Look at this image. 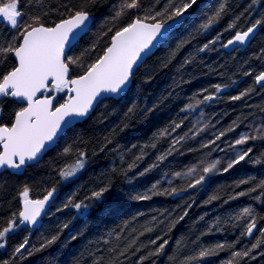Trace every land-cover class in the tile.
<instances>
[{
	"label": "trees",
	"instance_id": "16d2710c",
	"mask_svg": "<svg viewBox=\"0 0 264 264\" xmlns=\"http://www.w3.org/2000/svg\"><path fill=\"white\" fill-rule=\"evenodd\" d=\"M123 3L19 0L18 7L24 24L40 17L45 26L77 10L90 13L92 27L67 54L81 58L70 66L75 77L103 53L120 28L158 12L164 14L145 22L165 21L169 5L179 6L181 0H140L137 8L117 17ZM221 5L219 18L203 28ZM186 13L182 26L137 70L125 97L99 104L89 119L70 128L23 174L0 175V231L16 221L15 231L0 241L5 243L0 264H264V136L250 141L252 151L244 161L195 187L159 185L202 154L217 153L225 139L264 113V87L256 84L264 73V23L245 51L223 50L236 32L264 21V0H197ZM20 31L0 23V48L18 46L14 38ZM15 66L13 53L0 56V76ZM56 95L60 102L67 98L65 93ZM201 105L214 124L207 144L193 142L187 132L191 115ZM2 107L0 124L11 126L15 112L25 106L7 97ZM78 160L84 161L82 171L67 181L61 172ZM25 188L31 199H43L48 192L58 197L32 236L27 229L16 230ZM95 192L102 195L95 197ZM145 195L150 198H136ZM78 203L80 209L74 207ZM246 207L252 209L251 216L243 214ZM253 219L256 231L248 238L244 233ZM25 240L26 248L17 253ZM257 241L260 245L254 248ZM218 244L224 247L199 256ZM245 250L249 256H233Z\"/></svg>",
	"mask_w": 264,
	"mask_h": 264
},
{
	"label": "snow or ice",
	"instance_id": "6c2138e0",
	"mask_svg": "<svg viewBox=\"0 0 264 264\" xmlns=\"http://www.w3.org/2000/svg\"><path fill=\"white\" fill-rule=\"evenodd\" d=\"M139 2L140 0H124L121 10L116 14L117 17L123 15L125 9L137 8ZM196 3L197 0H181L179 6L173 7L170 4L169 7L172 10L168 12V8L165 9V12H168L165 21L145 22L147 19L155 21L157 16L164 14L160 12L143 19L140 17L135 18L127 26L114 33L111 37L110 46L87 66L82 75L73 77L71 76L72 69L70 66L78 64L81 58L67 55L65 50L77 36L88 30L90 13L84 10L74 11L70 13L68 18L53 26H45L40 17H33L32 23L24 24V13L18 7L19 0H8L6 3L0 0V18H3L11 28L21 29L19 36L14 38L19 39L18 46L9 45L0 48V56L13 53L18 61L15 67L0 76V113L4 111L2 107L4 98L12 97L18 102L27 103V107L15 112L11 126L0 124V146H2L0 147V168L20 169L27 161L35 160L45 147L46 142L52 141L61 126L69 122L67 118L87 116L102 93L121 92L130 83L134 67L143 59L142 54L146 55L150 52L155 46L154 42L159 43L161 40L166 39L165 32L167 29L165 25L167 21L182 18ZM223 11L224 5H221L219 11L210 17L208 23L202 27L208 28L219 18ZM261 23H264V21L257 20L246 31L236 32L234 38L228 40L225 47L237 42L244 43ZM233 26L230 25L229 27ZM204 47L207 48V45ZM256 82H264V73L256 77ZM217 90L219 91V86H217ZM58 93H65L67 99L60 102L56 95ZM240 98V96L233 97L237 100ZM205 99L211 100L213 97L207 96ZM222 135L224 133H220V136ZM220 136H217L216 139H219ZM255 138L244 135L237 139L235 144H245L248 140ZM251 151L252 149L248 148L240 152L227 164L223 171L226 172L234 165L244 161L250 156ZM160 159H164V157L162 156ZM219 163L220 161L216 160L207 164L202 168V172L204 174L213 172L217 169ZM83 166L84 161L78 160L74 166L62 171L61 175L65 177L72 176ZM196 171L197 168L194 166L185 174L192 175ZM175 175L180 176L181 173L177 172ZM204 179L205 175H199L195 183L190 184L189 187H195L197 184L202 183ZM261 186L264 187V185ZM106 190L104 189L102 192ZM172 191L175 192V189ZM252 191H255V189H252ZM102 192H95L93 196L100 197ZM244 194L240 193L239 195ZM21 195L24 200L23 211L19 213L22 218L21 223L29 222L34 225L53 193L48 192L42 200H32L29 199V191L25 188ZM136 198L148 199L150 197L145 195ZM81 206L79 203L74 205L76 209H80ZM83 207L87 209L88 205L84 204ZM243 214L251 216L252 209L244 208ZM15 226L16 221L13 220L8 227L0 231V241L6 242V235ZM255 228L256 221L253 219L247 225L244 235L252 236ZM260 234L264 236V229H260ZM56 239L57 237L54 236L48 243H53ZM27 244L28 241L25 240L15 251L20 253L22 249L26 248ZM259 245L260 241H257L253 247ZM4 246L5 243L0 242V248ZM163 247L164 245H160L159 251H162ZM223 247L224 245L218 244L215 249H204L199 253V256L212 255L216 249H222ZM249 254V251L245 250L234 252L233 256L247 257ZM229 264H232V262L229 261Z\"/></svg>",
	"mask_w": 264,
	"mask_h": 264
},
{
	"label": "rangeland",
	"instance_id": "374dc122",
	"mask_svg": "<svg viewBox=\"0 0 264 264\" xmlns=\"http://www.w3.org/2000/svg\"><path fill=\"white\" fill-rule=\"evenodd\" d=\"M193 102L198 105L202 104V101L198 98H194ZM213 126L214 124L212 117L209 116L207 109L201 105L198 109H196V111L191 115L189 119V124L187 127V132L189 133L188 138L193 142L198 141L200 142V144H207L208 138H210V136L215 133L213 131ZM244 135L256 137L255 139L264 136V113L255 116L248 124L241 128V130L235 132L231 137L225 139L220 145L217 153L212 150L211 152L202 154L201 157L196 159L186 169L180 171V176H176V173L172 174L169 177L165 178L163 181H161L159 185H164L165 187L169 188H174L177 186L186 187L190 184L195 183V180L198 178L199 175H205L206 179L213 175L224 172L223 169L227 166V164L231 160H233L240 152L247 150L249 148L250 141L254 140L250 139L245 144H235V141L237 139H240ZM216 160L220 161L219 165L217 166V169L211 173L204 174L202 172V168ZM194 166L197 168V171L192 175H186L185 173H187L188 170ZM82 169L83 168L78 169L74 173V175L67 176L65 177V179L67 181L73 180L80 174ZM14 231L15 227L11 232Z\"/></svg>",
	"mask_w": 264,
	"mask_h": 264
},
{
	"label": "water",
	"instance_id": "95a60500",
	"mask_svg": "<svg viewBox=\"0 0 264 264\" xmlns=\"http://www.w3.org/2000/svg\"><path fill=\"white\" fill-rule=\"evenodd\" d=\"M188 18V14H184V16L182 18H176L175 21H171L169 23H167L165 25V28L167 29V31L165 32V37L166 39L161 40L159 43L154 42L155 46L151 49L150 52H148L146 55H143V59L141 61L138 62V65L134 67L133 69V76L130 80V83L119 93H102L101 97L97 98V102H95L93 104V107L90 109L89 114L85 117H69L67 118V120L69 121L67 124H64L61 126V129L58 130L56 136L53 138L52 141L50 142H46L45 147L41 150V152L37 155V158L35 160H31V161H27L25 165L21 166L20 169H12V168H0V175L5 173V172H12L14 174H23L24 171L29 168L30 166H34L37 163H39L40 161H42L44 159V157L54 148L56 147V145L58 144L59 140L63 137V135L73 126L81 124L83 122H85L87 119H89L92 114L94 113V111L96 110V108L99 106V104H101L103 101L107 100V99H113V100H119L123 97H125L128 92L130 91L132 84H133V79L134 76L137 72V70L141 67V65L153 54L155 53L162 45H164L167 40L170 38L171 34L173 32H175L180 26H182V24L185 22V20ZM5 22V20L3 18H0V23ZM93 24V17L90 15V22L88 25V30H86L85 32L81 33L79 36H77L76 39H74L71 43V45L66 48V54L69 53V51L79 42V40L90 30V28L92 27ZM260 28L259 26L256 27L255 31L250 34L248 40H246L244 43H239L237 42L236 44L233 45H228L227 47H225V45H227V43L224 45L223 50L227 53H232L238 49H240L241 51H245L250 44L252 43V41L254 40V38L256 37V35L258 34ZM233 39V38H232ZM111 44V43H110ZM110 46V45H109ZM15 61H16V65L18 63L17 58L14 56ZM72 74V72H71ZM257 86L262 88L264 87V82H260L257 83ZM12 98V97H10ZM6 99V98H4ZM15 100V98H12ZM67 99V98H66ZM18 102V101H17ZM19 104L24 105L25 107H27V103L26 102H18ZM0 118H1V113H0ZM2 147V146H0ZM57 195L55 193H53L52 197L49 199V201L45 204L43 211L41 212V215L37 218V223L36 224H31L29 222H23L21 223L22 218L19 217V223L18 226L16 228L17 231H20L22 229H28L30 231V236H32L35 232H37L43 222L44 219L46 218L47 214L50 212L52 206L54 205L55 201L57 200ZM31 199V198H29ZM32 200H37V199H32ZM42 200V199H39ZM23 207H24V201L22 202L21 205V211H23ZM256 231V228L253 230V234ZM252 234V235H253ZM252 236H248V238H250Z\"/></svg>",
	"mask_w": 264,
	"mask_h": 264
},
{
	"label": "bare ground",
	"instance_id": "6f19581e",
	"mask_svg": "<svg viewBox=\"0 0 264 264\" xmlns=\"http://www.w3.org/2000/svg\"><path fill=\"white\" fill-rule=\"evenodd\" d=\"M185 14H187V13H185ZM171 22V21H170ZM146 23H148V22H146ZM169 23V22H168ZM53 207V206H52ZM52 209V208H51ZM51 211V210H50Z\"/></svg>",
	"mask_w": 264,
	"mask_h": 264
}]
</instances>
